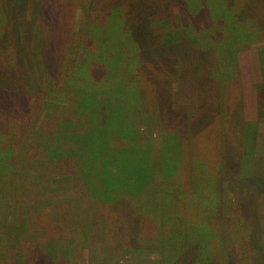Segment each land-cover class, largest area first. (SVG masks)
I'll return each instance as SVG.
<instances>
[{"label": "rangeland", "instance_id": "1", "mask_svg": "<svg viewBox=\"0 0 264 264\" xmlns=\"http://www.w3.org/2000/svg\"><path fill=\"white\" fill-rule=\"evenodd\" d=\"M131 1L0 0V264H264V0ZM124 4L150 40L110 33L127 36L107 79L89 65L114 58L99 30ZM94 89L116 107L84 144L102 154L93 189L58 130ZM112 132L128 133L108 150Z\"/></svg>", "mask_w": 264, "mask_h": 264}, {"label": "trees", "instance_id": "2", "mask_svg": "<svg viewBox=\"0 0 264 264\" xmlns=\"http://www.w3.org/2000/svg\"><path fill=\"white\" fill-rule=\"evenodd\" d=\"M184 1H185L184 7L187 10L186 0H184ZM131 2H134V0H132ZM135 5L136 4H134L133 7H136ZM128 6H129L128 4H124V5L120 6L119 8H117V10L114 13H111V16H112L111 18L110 17H107L108 18V21L111 24L113 22L114 23H117L116 27L113 30H111L109 28V25H111L110 23L108 24V26L106 25L104 28H100V30H99V31L104 30L106 32V33H101L100 34V37H103L104 38V41L106 43L109 42V41H111L112 44L114 45L113 48L107 49L105 52H109L111 50L112 55L115 53V56H114V58H112V60L110 59L111 61L110 60L109 61H105V56L100 55V58H98V60H97V64L94 63V64H90L89 66H91L92 72L95 73V69L93 71V67L100 66L99 64H102V65H106L107 64L109 66V62H110L111 65L109 66L107 73L105 72L107 79H109V77H108L109 75H111L112 73H116V71L118 69H121L122 68L121 61L119 59L122 56H124L123 55L124 50L121 49L122 43L124 42L122 40V37H126L127 36L125 33H120V34L116 35L115 37H113L114 38V40H113L110 37V33L113 36V33H115V32L118 33L121 30H123L125 32V30L127 29L130 32V34H131V37L130 38L128 37V38L129 39L132 38V42H133L134 39H135V41H138L139 40V41H142V42H145L147 40H150L151 29H149V28L144 29V26H143L144 24L143 25H140L141 24L140 23L141 18L144 21H145V19L143 17L138 18V15H136L132 11V6H130L131 8L128 7ZM201 7H202V5H201ZM28 9L23 10V11H28ZM218 11H219V9H218ZM244 13L248 17H250V16L253 15V11H251V8L250 7L245 8L244 9ZM117 16H119V17H117ZM219 17L222 18V19H228V16L227 15H224V14H222ZM137 21H139V23H137ZM125 22H127L128 25H126ZM210 26L208 27L209 30L212 28V26L211 27ZM45 27H47L48 30L51 31V33H52L51 36L53 37L54 32L48 27V25H45ZM215 28L217 29L218 27H215ZM188 29H189V27H188ZM111 31H113V32H111ZM211 32H212V34L214 33L212 30H211ZM100 44L103 45V42H101ZM207 44H212V43H211V41H208V39H207ZM117 51H120V52H117ZM263 54H264V48H262L259 51V58H260L259 59V61H260V64L259 65H260V68H261V73H263V75H264V56H263ZM94 73H93V75H94ZM123 74H124V80H125V75H128V72H124ZM104 76L103 77L102 76H99L100 77L99 79L100 80H104L105 79ZM93 78L96 79L95 81H97L98 80V75H95ZM107 79H106V81H107ZM124 80L122 82H124ZM77 82H79V80ZM115 86L120 89L121 96H123L122 91L125 90V89H127L126 88V84L125 83H122V84H118V85H115ZM1 87H2V85H1ZM95 87L98 88V85L95 86ZM239 89L241 90V87H239ZM242 89L244 90V94L249 96L248 103L245 102L248 105H244V106H249V102L251 100V91L248 92V90H247V84L246 85L245 84L242 85ZM94 93H95V98L96 99L93 102L92 101H89L87 99V96L85 94V91H84V93L81 94V96L77 100V104H76V106H77L76 113H77L78 118L72 119V121L66 120L63 123L59 124V130H58L59 131L58 137L63 141V144L62 145L64 147L63 150H62V152L64 154H61V155H63L62 157L65 158L66 161H69V160L73 159L76 162V161L80 160V157L81 156L77 155V153H75V150L76 149L77 150L79 149L80 152H82V154L84 155V157H83L84 158V162H85L84 164L85 165H88L86 168H84V172L82 171V174L87 177V179H88L87 182H91L92 181L91 183H92V188L93 189L95 187H97V184H95V182H94V180L96 181L97 179H94V178L95 177H102L104 175L103 171L100 168V165L103 164L102 154H98L91 161H89L88 159L91 158L94 155L88 154V153L84 152V150H83V148L85 146L84 144H87V143L91 142V138H88V136L90 135V132L91 131H95L96 132V129H97L98 126H101L103 128V130H105L107 128L106 127V124H104L103 122H100V118H103V116L105 115V116H107L106 117V121L107 120H109V121L114 120V118L111 115H109V114L112 111L114 112V108L116 107V106H111L108 103L110 100H108L107 103L104 104V102L102 101V99H103L104 96L103 97H100V92L98 90L94 89ZM110 93H112V92L109 91V94ZM261 101L258 102V103H253V104H256V106L258 107V113L259 114H261V113H260V106L258 104H261ZM239 108H241V107H238V109L236 108L235 111L236 110L238 111ZM101 112H102V114H101ZM98 113H100V114H98ZM81 116H88L89 118L81 124V122H80L81 121L80 120V117ZM142 120H143V117H142ZM71 122L78 124L80 126V128L75 127V129H73L72 132H71L69 130L70 129V125H71V127L73 125ZM81 128H85V129L83 130ZM126 133H128V132H126ZM126 133H124V134L122 133L121 135L117 134V132L116 133H113L112 132L110 134L108 133L109 135H108L107 142H106L107 149H108V147L110 149V145H111L110 141H112L113 138L124 137ZM0 134L2 136V133L1 132H0ZM72 135H76V136H74L75 138L72 139V146H70L69 143H68V140H69L70 136H72ZM95 135H96V137L99 136L96 133H95ZM34 138L36 140H38L36 134H34ZM77 139H79V142L77 141ZM73 145H75L74 148H73ZM81 145H83V146L80 147ZM122 147L124 148V150L127 149V152L126 153L130 154V152H131L132 149H128V148H126V146H122ZM56 150L57 151H55L53 154L56 157V159H58L61 155L58 154L59 153L58 152V149H56ZM71 151H73V152H71ZM115 151H116V149L113 148L112 149V155L117 156L118 154H116ZM176 151H179V149L175 150V152ZM103 155L106 156L107 153L106 154H103ZM2 157H3L2 152H0V175H3L5 173L4 167H3L4 162L2 163V161H3ZM165 157L166 158H169V154L168 155H165ZM104 161H105V158H104ZM89 164H92L94 166L90 167ZM105 164H106V162H105ZM88 167H90L91 169L87 170ZM103 170H104V167H103ZM110 172L111 171L109 170V173ZM89 176H93V178H90L91 181L89 180ZM139 178H140V175L137 176V180H136V182H137L136 186L138 188H134L135 189L134 191H136L137 193H140V192L144 191L143 190L144 189V185L140 182ZM13 182L14 181H12V183ZM106 187L109 188L108 191H111V188H114L112 185H110L108 183L106 184ZM19 188H20V186L17 187V189H19ZM92 188H91V190H92ZM145 188H147V186H145ZM10 189H12V191H13V190H15V187H12ZM128 190H130V187L126 186L125 187V190H124L126 194L128 193ZM22 192H25V190L23 189ZM137 193H135L134 195H137L138 196ZM10 195L11 196L13 195V194H11V190H10ZM31 212H32V215H33V214H35L37 212V210L34 209V208H31ZM31 218H32V216H31ZM83 219H84V216H83ZM85 222L86 221H84L83 223H85ZM35 227L36 226L31 225V228H35Z\"/></svg>", "mask_w": 264, "mask_h": 264}, {"label": "crops", "instance_id": "3", "mask_svg": "<svg viewBox=\"0 0 264 264\" xmlns=\"http://www.w3.org/2000/svg\"><path fill=\"white\" fill-rule=\"evenodd\" d=\"M256 54H257V53H256ZM256 54L254 55V57H253L252 61L254 60V58H255Z\"/></svg>", "mask_w": 264, "mask_h": 264}]
</instances>
